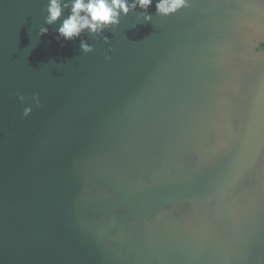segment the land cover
<instances>
[{
	"label": "water",
	"instance_id": "1",
	"mask_svg": "<svg viewBox=\"0 0 264 264\" xmlns=\"http://www.w3.org/2000/svg\"><path fill=\"white\" fill-rule=\"evenodd\" d=\"M47 4L0 0V264H264V0H154L110 43Z\"/></svg>",
	"mask_w": 264,
	"mask_h": 264
},
{
	"label": "clouds",
	"instance_id": "2",
	"mask_svg": "<svg viewBox=\"0 0 264 264\" xmlns=\"http://www.w3.org/2000/svg\"><path fill=\"white\" fill-rule=\"evenodd\" d=\"M153 3L154 0H48L45 24L48 26L59 24V34L56 37L58 42L61 39L73 41L87 32L94 37H102L105 43H110L103 33L119 26L122 16L136 12L137 8L143 10L137 13L138 20L152 22L153 17L149 9ZM191 6L192 0H155L156 13L159 16H171ZM66 10L67 16L64 15ZM259 24L264 26V19L260 20ZM48 32V27H41L39 35H46ZM256 32V28L251 29L253 35ZM253 43L257 45L255 54L264 55V39H253ZM80 47L84 53L94 51L93 45L87 40H81ZM105 58L111 60V56L106 55ZM19 99L25 101L26 97L20 95ZM33 99L36 106H40L39 93ZM32 111V107H26L24 117L31 115Z\"/></svg>",
	"mask_w": 264,
	"mask_h": 264
}]
</instances>
